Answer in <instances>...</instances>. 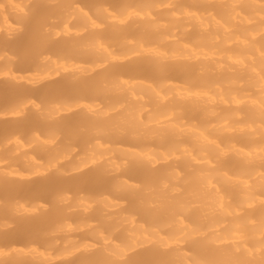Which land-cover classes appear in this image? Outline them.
I'll list each match as a JSON object with an SVG mask.
<instances>
[{
	"label": "bare ground",
	"instance_id": "6f19581e",
	"mask_svg": "<svg viewBox=\"0 0 264 264\" xmlns=\"http://www.w3.org/2000/svg\"><path fill=\"white\" fill-rule=\"evenodd\" d=\"M75 1L87 3L79 10L84 24L100 30L94 35L96 45L86 47L82 41L72 43L70 39L54 41L49 48L52 54L59 59H65L86 56L96 50L109 53L111 46L103 47L100 41L115 44L117 36L130 33L133 34L132 39H142L140 48L146 49L149 57L136 59L122 68L109 67L104 73L93 77L82 73L66 74L62 81L51 82V85L48 83L40 88V85H34L35 90L25 85L12 87L8 89L7 95L0 97V104L10 98L36 95L48 89L54 95L67 93L81 97H108L116 94L113 86L118 85L126 92L116 95L111 105L105 108H100L98 104L93 105L91 119L88 120L92 122L98 117L105 120L102 127L92 128L94 133L103 136L108 134L109 140L126 141L124 135L127 127L113 123L110 117V111L123 103L128 107L126 117L132 122L131 128L135 134L139 131L149 134L154 129L155 145H164L169 141L173 144L161 150L149 148L136 151L98 144L91 154L98 161H109L118 170L120 165L117 163V155L128 157L134 164L146 166L159 158H171L173 161L183 158L197 167L198 171L176 173L175 177L186 182L198 180L206 187L204 191L195 193L187 186L169 203L163 194L149 190L147 203L150 213H142L141 203L137 199H130L127 208L138 214V219L135 216L130 218L133 228L141 230L145 223H150L153 226L151 235L155 237H159L161 229L167 227L173 237L183 231L189 238L197 235L202 238L200 243L210 245L199 249L200 245L197 244L200 243L196 241L194 246L182 247L178 251L181 259L178 264L182 261L186 264H264V0H160L148 6L140 5L141 0H95L91 3L87 2L90 0H64L63 4L54 9V13ZM120 3H124L130 10L137 8L144 22L135 27L120 22L115 27L103 30L89 13L90 9L93 10L99 5L116 6ZM26 14L32 16V20L40 19L37 7L23 13L25 16ZM1 15L6 20L9 18L6 12L2 11ZM110 18L118 20L116 15H110ZM54 20L58 23L62 19L56 17ZM54 20L52 21L55 24ZM23 25L28 26L27 29L31 28L28 21L23 22ZM174 26L180 29V33L168 34ZM194 26L199 28L198 33L192 29ZM157 35L156 44L154 37ZM167 35H170L169 38ZM163 44H169V47H164ZM34 45L33 40L0 39V49H12L9 60L16 65L15 70L19 72L34 66L33 59H26L29 48ZM42 51L35 50L32 55L38 58ZM168 51L179 54L176 59L180 64H189L196 60L199 67H167L170 59ZM157 59L162 62L161 66L147 71L146 67ZM116 74L122 78L112 83ZM160 77L168 80L157 83ZM128 79L136 81L131 82ZM180 79L185 81L180 83ZM28 87L30 88L27 89ZM192 100L197 101L194 109L188 105ZM47 106L35 105L36 113L40 117L36 121H6L0 123V131L28 133L41 125L54 124L57 111ZM148 107L151 108L148 115L141 117V111ZM175 109H179V112L170 114ZM165 114H170V118L162 122L160 117ZM63 120L68 119L61 118L57 122ZM159 126L165 127L159 130ZM7 142L9 138L0 137V143ZM15 147L16 153L11 149H0V168L6 167V177L12 178L18 174L14 167L19 162L41 170L49 169L37 161L38 158L47 156L49 150L25 151L27 148L19 139L16 140ZM85 167L81 166L82 169ZM95 171L102 172L103 168L95 166ZM128 173L126 177L135 179H143L149 174L160 175L147 170H133ZM73 179H77V185L82 189L97 186L95 179ZM68 180L45 185L42 193L48 187L54 189L52 186L72 187V178ZM9 184L12 193L9 194V190L8 193L7 190H4L6 193H0L3 201L0 206V247L14 244L23 233L32 235L36 228L66 217L64 211L58 210L54 211L52 217L38 215L33 227L25 223L24 226L20 225L11 230L10 220H7L10 217L12 201L16 195H22L24 200L31 199L32 194L28 190L32 186L21 188L16 182ZM111 204L121 206L117 202ZM18 206L25 210L23 202ZM178 212L183 214V218L164 221L166 216L173 218ZM70 215L67 214V217H75L76 214ZM3 225L9 229L7 232L6 229L4 232ZM209 233L212 234L211 238L207 236ZM29 235L26 234L27 237ZM191 250L192 254H189ZM9 252H0V256L4 257L0 264H33L16 258L15 254ZM39 252L37 248L33 249L34 254ZM217 252L222 255L214 260L207 258ZM94 253L102 255L97 250ZM161 254L162 252L156 251L144 258H133L128 264L150 262ZM84 258V262H90L89 258Z\"/></svg>",
	"mask_w": 264,
	"mask_h": 264
},
{
	"label": "rangeland",
	"instance_id": "374dc122",
	"mask_svg": "<svg viewBox=\"0 0 264 264\" xmlns=\"http://www.w3.org/2000/svg\"><path fill=\"white\" fill-rule=\"evenodd\" d=\"M63 1L0 0V39L33 40L35 44L29 48V56L26 57L28 60L33 59L35 64L31 69L24 72L16 71V65L9 60L13 53L12 49L7 47L0 49V97L7 95L8 89L12 87L18 88L25 85L31 86V89L35 90L37 85H40L38 86L40 88L41 86H47L48 83L51 85V82L54 83V81H62L66 74L82 73L93 77L104 73L109 67L122 68L136 59L149 57L148 51L140 48V45L143 44L140 41L142 39H132L133 34L123 33L117 36L115 44L105 40L100 41L103 47L109 48L111 46L109 53L96 50L86 56L59 59L57 55L55 56L49 51L54 41L70 39L74 43L80 40L86 47H95L94 35L100 32V30L84 24L85 22L79 10L83 8L86 2H72L66 8L59 9L54 13V9L63 4ZM156 1L160 0H141L140 5L148 6ZM161 1L167 2L169 0ZM35 7L39 9L40 19L32 20V16L23 15L24 12L28 13ZM2 11L9 15L7 20L1 15ZM89 13L103 30L115 27L120 22L132 27L144 22L143 16L137 8L136 10H130L124 3L116 6L99 5L93 10L90 9ZM110 15H116L118 20L114 21L110 18ZM56 17L62 20L57 23L54 20ZM52 20L56 22V25ZM27 21L30 23V29H27L28 26L23 25V22ZM195 27H192V29L198 33L199 28ZM173 32L180 33V29L174 26L172 32H168V34ZM196 32L193 33L196 35ZM169 36L167 35L168 38ZM157 38L158 35L154 37L156 44ZM163 45L169 47V44ZM38 49L43 51L39 55L40 57L37 58L32 53L35 50L38 51ZM168 52L170 59L167 62V67L169 68L178 69L182 65H191L195 69L199 67L196 60L189 64H180L176 59L179 54ZM161 64L162 62L159 59L154 60L151 65L146 67V70L153 71ZM120 78H122L121 75H114L112 83L119 81ZM128 80L131 82L136 81ZM165 80L168 79L160 77L157 83H162ZM184 81V79H180L178 82L183 83ZM113 87L116 94L108 97H81L67 93L54 95L48 89L36 95L10 98L0 104V123L6 121L31 123L36 121L40 117L36 113L35 105L40 107L41 105H48L47 107L56 109L58 119L54 124L41 125L28 133L0 131V137L9 138V142L0 143V149H11L12 152L16 153L15 143L19 139L27 148L25 151L32 152L39 149L50 151L47 156L37 159L38 163L49 167L47 170L26 166L19 162L14 167L18 174L8 178L4 174L6 167L0 168V193L4 190H7V193L9 190V194L12 193L8 186L10 185L9 182H16L21 188L32 186L28 190L32 194L31 199L24 200L22 195H16V198L12 201L10 217L7 220V222L10 220L9 225L12 226L10 229L12 230V228H17L25 223L33 227L35 218L38 215L52 217L54 211L58 210L60 212L64 211L63 213L66 214L65 218L58 219L47 226L36 228L33 231L34 233H31L32 235L26 233L29 237L23 233L24 235L21 236L23 239L20 238L14 244H4L5 246L0 247V252L8 253L10 251L15 254L16 258L33 264H115L119 262L128 264L133 258H144L153 252L160 251L162 254L159 257L141 264H178L177 262L181 261L178 257V251L182 247L194 246L196 241L199 243L202 241V238L197 237V235L189 238L183 231L173 237L167 227L161 229L159 237H155L151 235L153 226L150 223H145L144 228L141 230L133 228L130 218L135 216L138 219V214L127 208L130 199H137L141 203L140 211L142 213H150L151 210L147 203V192L149 190L163 194L164 199L169 203L187 186L195 193L204 191L206 187L198 180L186 182L184 179L175 177L174 174L176 173L198 171L197 167L183 158L179 161H173L171 158L167 160L159 158L146 166L134 164L128 157L117 155V163L120 165L118 170L109 161L104 159L98 161L91 154L98 144L114 149L134 151L149 148L161 150L173 144L172 141H169L170 138L168 139L169 142H165L164 145H155L154 129L149 134H145L143 131L135 134L133 128H131L132 122L126 117L128 107L123 103L110 111V117L113 119V123L123 124L127 127L124 135L126 141L109 140L107 133H105L107 135L104 134L105 136L96 135L92 128L102 127L105 120L103 117L95 118L92 122L88 120L91 119L90 111L93 109V105L98 104L100 108L108 107L114 102L116 95L126 92L120 89L118 85ZM192 101L188 105L191 109H194V104L197 101ZM150 109L148 107L146 110L141 111L140 116L145 118ZM178 112L179 109H175L170 114L173 115ZM170 114L162 115L160 117L161 121L169 120ZM60 117L62 119L66 117L68 120L57 122L61 120ZM75 120L79 121L76 122ZM159 127V130H163L165 126ZM20 151L24 152L23 150ZM82 165L86 166L85 169L81 168ZM95 166L102 167L103 171H95ZM133 170H147L160 175L149 174L143 179L126 177V173ZM71 178L74 183V185H70L72 187L58 188V186H52L54 189L48 187V191L46 189L44 190L45 193H42L43 186L50 185L53 182L71 180ZM73 178L95 179L97 180V186L82 189L77 185V179L74 180ZM22 202L25 204V210H21L18 206ZM112 202H117L121 206H115L111 204ZM1 204H3V201L0 195V206ZM67 214H71L70 216L76 215L75 217H67ZM180 218H183V214L178 212L173 218L166 216L164 221H176ZM4 227L3 225L4 232L5 229L7 232L8 228ZM207 236L211 238L212 234L209 233ZM197 245H200L199 249H202L200 247L210 246L207 243ZM34 248L40 251L39 254L33 253ZM94 250L101 252L102 255L98 256L94 253ZM189 254H192V250ZM221 255L217 252L208 255L207 258L214 260ZM84 257L89 258L90 262H84ZM49 258L52 259L48 261ZM3 260L4 257L0 256V261ZM180 264L186 263L182 261Z\"/></svg>",
	"mask_w": 264,
	"mask_h": 264
}]
</instances>
